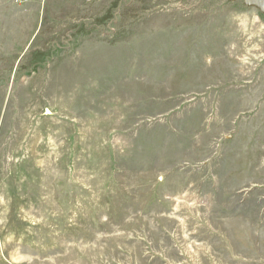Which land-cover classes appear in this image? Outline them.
<instances>
[{
    "label": "rangeland",
    "instance_id": "obj_1",
    "mask_svg": "<svg viewBox=\"0 0 264 264\" xmlns=\"http://www.w3.org/2000/svg\"><path fill=\"white\" fill-rule=\"evenodd\" d=\"M0 264H264V14L0 0Z\"/></svg>",
    "mask_w": 264,
    "mask_h": 264
},
{
    "label": "water",
    "instance_id": "obj_2",
    "mask_svg": "<svg viewBox=\"0 0 264 264\" xmlns=\"http://www.w3.org/2000/svg\"><path fill=\"white\" fill-rule=\"evenodd\" d=\"M249 7H254L264 14V0H242Z\"/></svg>",
    "mask_w": 264,
    "mask_h": 264
}]
</instances>
